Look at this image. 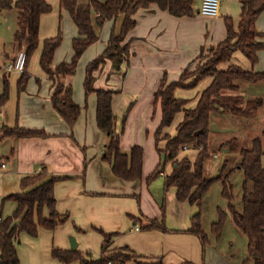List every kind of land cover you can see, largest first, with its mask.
<instances>
[{
  "label": "crops",
  "instance_id": "crops-1",
  "mask_svg": "<svg viewBox=\"0 0 264 264\" xmlns=\"http://www.w3.org/2000/svg\"><path fill=\"white\" fill-rule=\"evenodd\" d=\"M46 1L52 10L41 16L39 46L32 56L34 61L31 58L29 62L27 71L30 76L25 90L21 92L17 90L20 73H6L4 68L15 57L18 46L14 41L11 45L10 42L1 43L0 68L3 75L0 78V94L5 76L9 83V99L0 107V128L17 124L26 128H42L48 135L2 137L0 142L6 143V146L1 148L0 154L4 152L10 155V193L20 189L22 177L39 172L42 165L46 166L50 176L60 177L54 184L56 210L69 214V219L52 230L39 228L37 236L22 232L16 243L20 264L24 263L26 255V250L21 249V238L26 240L29 251L43 255L44 263L79 264L77 260L63 263L51 256L52 248L72 249L71 236L77 241L75 248L97 257L103 241V235L97 229L115 233L113 247L128 245L138 255L161 257L163 264H234L231 258L228 259L210 243L203 250L196 235L142 230L134 218L144 223L151 218H160L161 205L164 204L167 227L183 230L191 225L192 216L198 211L195 204L178 201L174 188L164 189L165 175L171 171V167L160 172L163 181L160 178L149 183L146 181L161 159L155 141L161 107L155 92L163 78L167 82L177 80L184 68L199 56L201 47H211L225 38L224 18L230 15L235 21L239 17L240 0H222L219 14L215 17L201 15L198 8L194 9L192 16L179 17L160 9L155 3L141 7L134 14L136 23L125 38L130 54L120 64L119 70L107 60L94 71L95 87L117 91L112 107L114 129L120 137L122 152H128L134 145L143 147L142 177L136 180L115 176L110 164L102 160L109 137L96 124V93L86 95L84 90L86 66L105 50L111 34L117 35L114 24L117 16L98 26L96 13H92L98 39L83 52L76 71L65 80L72 85L73 99L81 107L76 123L70 128L52 105L50 96L53 83L40 67L39 58L44 39L63 29L66 36L54 52L53 64L69 62L73 55L72 40L78 36V31L68 12L60 7L59 0ZM88 1L78 0L80 4ZM11 9L16 8H0V20L5 21L8 17V13L1 12ZM15 14L17 21L18 11ZM120 14L123 22L124 15ZM256 28L264 32V11L256 20ZM258 39L264 42V36ZM257 55V62L251 65L240 51H235L226 67L238 64L244 69L264 72V49L259 50ZM211 80V77H206L193 89L177 88L175 95L184 98L191 95L189 90L195 92V100L188 98L186 105L193 108ZM178 114L176 126L183 119V112L176 116ZM176 126L171 132L168 131L170 126L163 128L162 135L168 133L174 136ZM165 142L159 141L158 147L163 148ZM1 163L4 164L2 160ZM262 164L264 166L263 160ZM16 206L14 201H6L0 211V220L12 214ZM44 216H47L46 211ZM125 264L138 263L129 260Z\"/></svg>",
  "mask_w": 264,
  "mask_h": 264
},
{
  "label": "trees",
  "instance_id": "trees-1",
  "mask_svg": "<svg viewBox=\"0 0 264 264\" xmlns=\"http://www.w3.org/2000/svg\"><path fill=\"white\" fill-rule=\"evenodd\" d=\"M195 0H89L80 4L78 0H59L60 7L65 9L77 27L78 36L73 38V55L69 62L53 64L56 48L61 44L63 36L61 29L52 37L45 38L39 58V65L47 73L53 83L51 102L56 111L72 128L76 123L81 107L73 99V87L66 83V78L76 71L78 61L83 52L98 39V33L92 22V13H96V23L102 26L106 20L115 18L118 14L124 15L119 34H111L105 50L86 66L84 90L86 95L95 92L96 124L97 127L109 137L102 153V160L108 162L113 174L125 180H136L142 177L143 147L134 145L128 152H122L120 137L115 133V115L112 100L116 90L94 86V71L107 60L114 63L116 70L129 56L127 42L120 44L128 32L134 27L136 21L134 14L141 7L155 3L162 10L174 16H192L194 14ZM16 8L17 29L14 33V42L18 48L26 50L25 69L20 73L17 81V90H25L30 74L29 62L39 46V28L42 14L52 10L46 0H0V8ZM264 11V0H240V13L237 23L233 17L225 16L226 36L223 40L213 45L211 58L205 66L200 68L199 74L191 81L184 80L189 76L186 69L181 72L175 81L166 83L163 78L155 92L160 102L161 119L155 131L156 148L162 157L146 179L147 183L159 176L161 170L168 163L171 171L165 175L164 189H175L178 201H187L201 208L203 196L212 183L221 179L222 196L228 200V209L234 224L247 237V250L254 264H264V128L260 136L251 139L248 147H240L237 137H232L221 144L220 148L228 147L229 151H237L240 159L234 168L225 176L223 172L213 178L205 175V163L212 158V151L208 148L210 133V119L215 112H222L234 116L254 117L259 108L264 104L260 96L246 98L239 91L245 83H258L264 81L263 71L244 69L238 64H229L226 68H218L220 63L228 62L235 51H240L254 65L258 60L257 52L264 49V42L258 38L264 36L256 28V20ZM201 47L200 54L203 55ZM211 77L210 84L200 93L196 105L186 107L188 98L177 97V88L193 89L200 81ZM2 93L0 94V107L9 99V83L4 76ZM230 92V93H228ZM183 112V119L176 126V134L168 133L162 136V130L174 122L177 113ZM264 126V121H263ZM48 133L42 128H26L15 124L12 127L3 125L0 128V138L6 136L45 137ZM165 139L163 148L158 147V142ZM183 147H192L199 150L193 161L188 156L178 159V153ZM225 166V163H224ZM235 168L243 172L241 210L233 203V184L229 176ZM60 179L50 176L48 169L42 165L39 172L22 177L20 189L3 196L0 201V211L6 201H14L17 206L12 214L0 220V264H20L16 243L20 234L26 232L37 236L39 228L54 229L58 224L69 219V214L56 210L54 184ZM44 211L47 216H44ZM161 217L151 218L147 222L139 221L142 230H159L161 232H185L196 235L202 249L209 243L207 233L202 228L200 209L192 216L191 225L183 230L171 229L166 225L164 204L161 205ZM228 212L221 210L217 221L211 225V231L220 236ZM76 229H80L76 227ZM103 235L100 254L92 257L88 252H81L77 248L60 249L52 248L51 256L63 263L79 261V264H125L135 260L138 264H163L161 257L138 255L128 245H123L120 250H108L113 242L115 233H106L97 229ZM257 255V257H255ZM144 259V260H143ZM243 260V263L246 260Z\"/></svg>",
  "mask_w": 264,
  "mask_h": 264
},
{
  "label": "rangeland",
  "instance_id": "rangeland-1",
  "mask_svg": "<svg viewBox=\"0 0 264 264\" xmlns=\"http://www.w3.org/2000/svg\"><path fill=\"white\" fill-rule=\"evenodd\" d=\"M200 0H195L193 7L194 9H199ZM226 10V9H225ZM3 13H8V17L6 20H0V47L3 41L7 43H13L14 31L17 29V21L15 20L17 9L11 10H3ZM202 15V14H201ZM121 20V22H120ZM235 21H238V18H235ZM116 24V34H118L121 30L120 24H122V15L117 16ZM112 25V23H111ZM57 34L54 33L55 36ZM63 38L66 36V31L64 32L62 29ZM122 41L120 44H124ZM128 43V42H127ZM212 47V46H211ZM211 47L203 48V55L199 54V56L192 61L184 70L186 74L189 76L184 81L191 82L198 74L200 68L206 65L208 60L211 58L213 54V50L210 51ZM19 50V48H18ZM234 55V53H233ZM34 56V55H33ZM232 58V57H231ZM81 59V58H80ZM34 59L32 58V62ZM230 61V60H229ZM226 63H220L217 67L222 68L226 67ZM34 65V64H33ZM183 70V71H184ZM3 75L2 68H0V78ZM166 80V79H165ZM1 82V80H0ZM166 83H169L166 81ZM243 87L239 91L233 92L244 94L246 98H253L260 96L264 99V81L258 83H245L243 82ZM188 93V92H187ZM191 94L188 97L184 98H193L194 94L192 90H189ZM230 93V92H228ZM199 98V97H198ZM191 100V101H192ZM189 102V101H188ZM187 102V104H188ZM186 104V105H187ZM178 114L172 123V125L168 128V131L175 129L177 121H179ZM264 104L259 108L257 114L254 117H245V116H234L226 113L218 112L213 113L210 119V133L208 137V148L212 151V158L205 163V175L208 178H213L218 176L223 172V176L227 174V172L234 168L237 164L236 162L240 159L239 153L237 151H229L228 147H221L226 140L237 137L239 141V146L248 147L251 143V139L255 136H260L264 126ZM170 135V134H169ZM163 136V135H162ZM171 136V135H170ZM165 141V139H161ZM160 140V141H161ZM6 143L0 142V152L1 148L5 147ZM199 150H196L192 147H184L179 151L177 158L181 159L183 156H188L191 161H193L197 155ZM3 154V155H2ZM2 162H4L5 167L0 168V201L1 196L10 193V155H5V153H1ZM9 158V159H8ZM162 158V157H161ZM262 160L264 161V154L262 155ZM225 163V166H224ZM171 167L170 163L160 168L161 171L168 170ZM156 178H160L162 181L164 180L163 175H160ZM242 181H243V172L239 168H235L229 176V182L233 184V194L234 199L233 203L236 205L237 209L241 210V195H242ZM19 190L16 189V191ZM222 182L221 179L215 180L210 186L209 190L205 193L202 200L200 209V220L202 223L203 230L207 233L208 238L210 240V245L212 247H216L219 249L224 256L228 259H232L234 264H253V259H247L249 257V253L247 250V237L243 234V232L234 224L232 220L231 213L228 209V200L222 196ZM5 205L3 212L6 210ZM221 210H225L228 212L227 218L224 222L223 228L221 230L220 236H216L211 231V225L213 222L217 221L219 218V213ZM21 249L22 251L26 250V255L24 254V263L21 264H49L44 263V258L41 253H35L29 251L27 249L26 240L21 238ZM121 247H113L112 244L108 247V250L118 251ZM246 260L243 263V260ZM144 260V259H143Z\"/></svg>",
  "mask_w": 264,
  "mask_h": 264
},
{
  "label": "built area",
  "instance_id": "built-area-1",
  "mask_svg": "<svg viewBox=\"0 0 264 264\" xmlns=\"http://www.w3.org/2000/svg\"><path fill=\"white\" fill-rule=\"evenodd\" d=\"M221 1L222 0H201V4L198 11L200 14L204 16L215 17L219 14ZM26 57L27 54L25 47L22 46L17 51L15 57L9 60L4 65L6 73H10V72L22 73L25 69ZM185 148L186 147H184V149ZM0 166L3 167L4 164L1 163ZM136 229H138V227Z\"/></svg>",
  "mask_w": 264,
  "mask_h": 264
},
{
  "label": "water",
  "instance_id": "water-1",
  "mask_svg": "<svg viewBox=\"0 0 264 264\" xmlns=\"http://www.w3.org/2000/svg\"><path fill=\"white\" fill-rule=\"evenodd\" d=\"M76 245H77V241H76V239L74 238V236H71V237H70V247H71V248H75ZM255 257H257V255H255Z\"/></svg>",
  "mask_w": 264,
  "mask_h": 264
}]
</instances>
